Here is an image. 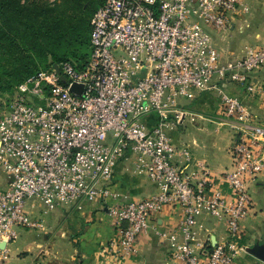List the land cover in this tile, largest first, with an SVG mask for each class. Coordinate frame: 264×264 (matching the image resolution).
<instances>
[{
    "label": "built area",
    "instance_id": "2783aa9c",
    "mask_svg": "<svg viewBox=\"0 0 264 264\" xmlns=\"http://www.w3.org/2000/svg\"><path fill=\"white\" fill-rule=\"evenodd\" d=\"M244 0H104L90 17V52L83 67L69 59L40 68L0 100V264L19 227L44 228L34 215L66 203H100L119 228L117 254L138 251V236L164 207H178L174 228L154 227L185 264H234L246 245L240 221L252 207L249 182L264 170V125L225 81L264 92V43L222 58L209 27L226 30L249 11ZM65 76V80L61 78ZM81 83L80 92L70 89ZM193 89L217 91L220 112L236 129L231 167L219 184L204 157H195L171 129L186 114L180 99ZM154 113L155 120L149 121ZM158 190L134 199L114 187L121 157ZM226 223L211 241L198 216Z\"/></svg>",
    "mask_w": 264,
    "mask_h": 264
},
{
    "label": "crops",
    "instance_id": "0c3cea01",
    "mask_svg": "<svg viewBox=\"0 0 264 264\" xmlns=\"http://www.w3.org/2000/svg\"><path fill=\"white\" fill-rule=\"evenodd\" d=\"M244 1L249 4V11L236 13L231 17V25L228 29L218 30L208 26L213 43L222 58L241 55L249 47L264 43V0ZM255 75L264 81V68L258 69ZM223 84L228 91L241 99L252 112L255 120L264 125V92H247L233 81H225ZM219 100L220 97L214 89H193L190 95L182 97L180 103L186 109V114L183 121L171 129V135L181 144H187L194 153L201 152L217 182L226 188L221 172L231 167L229 148L236 129L232 125L234 120L220 112ZM187 115L189 117L186 122H195L200 128H203L206 122L218 123L216 130L220 125H228L229 129L226 128L224 134L220 135L225 136L222 138L223 141L217 138L210 145H206L199 143L195 137L190 141L183 140L181 131L176 129L186 123ZM154 120V113H150V123ZM230 128L233 132H230ZM113 185L134 199L158 190L157 185L146 175L132 172V157L129 153L119 159ZM249 185L253 199L252 207L240 221L239 238L246 245V250L237 254L234 264H264L263 259L247 250L256 243H264V170L259 172ZM59 207L53 209L55 210L53 214L59 218L63 216L66 220L65 231L70 233L75 248H72V253L66 255L59 253L29 255L31 260L28 264H185L183 260L171 255L167 242L160 239L154 231V227L174 228L179 215L178 207L166 206L156 213L151 220L152 226L138 236V251L130 255H120L115 252L112 240L119 237V228L100 203L81 201L66 203ZM39 208L40 206L34 211ZM197 225L201 233L210 236L212 242L226 233L225 221L207 213L198 216ZM35 245L39 249L42 243L36 241ZM16 248L12 249L9 246V255L5 264H11L15 258L19 262L21 257L28 256L26 253L19 254L21 250L15 253ZM28 249L30 245L27 243L22 250ZM76 251L79 253L77 254Z\"/></svg>",
    "mask_w": 264,
    "mask_h": 264
},
{
    "label": "rangeland",
    "instance_id": "374dc122",
    "mask_svg": "<svg viewBox=\"0 0 264 264\" xmlns=\"http://www.w3.org/2000/svg\"><path fill=\"white\" fill-rule=\"evenodd\" d=\"M14 2L16 0H13ZM20 4H30V7H38L36 12L38 17L45 16L49 13L55 17H61L60 25L65 26L71 21L77 20L78 28H81L84 32V25L94 8L101 2V0H17ZM41 7L42 9H40ZM48 8V12L43 10ZM50 17V16H49ZM8 31V35L4 34L3 41L0 44V100L8 102L14 92L17 78L23 76L26 69L24 68L22 59L29 60V69L32 71L36 68H48L52 55L49 53L48 58L46 53L30 47L26 41H28L29 29H24L19 22L13 19H9L3 22ZM56 51L59 55L69 56L76 62H80L84 59L87 51L89 50V43L87 37L85 39H75L71 42L62 39L59 44L56 45ZM26 48H29V52H25ZM31 55V56H30ZM189 115L186 116L188 119ZM218 123L206 122L203 128L196 125L195 122H186L179 126L177 131H181V138L186 141H190L195 137L199 143L210 145L213 140H222L226 128L228 125H220L216 130ZM231 129V128H230ZM219 130V131H218ZM230 132H233L231 129ZM228 134V133H227ZM195 157H203L202 153L197 151L194 153L193 149H190ZM4 184V174L0 169V187ZM40 206L34 215L41 218L44 223V228L36 227H19V234L16 239L9 242L10 248L15 249V253H26L28 256H18L22 259L17 262L16 258L11 264H28L31 260L29 255H39L44 253L47 255L70 254L74 242L71 241L70 233L65 231L66 220L61 216L60 218L54 215L55 210L44 211V208ZM38 207V206H37ZM58 208H60L58 206ZM57 208V209H58ZM36 241H41L42 246L38 249L35 245ZM30 245V249L22 250L26 244ZM17 251V252H16ZM13 253L14 255H16ZM78 254L79 251H76ZM18 255V254H17Z\"/></svg>",
    "mask_w": 264,
    "mask_h": 264
},
{
    "label": "trees",
    "instance_id": "16d2710c",
    "mask_svg": "<svg viewBox=\"0 0 264 264\" xmlns=\"http://www.w3.org/2000/svg\"><path fill=\"white\" fill-rule=\"evenodd\" d=\"M103 1L104 0H101V2ZM30 6L32 5L20 4L17 0L15 2L13 0H0V44L3 41V35H8V31H6V27L3 22L8 21L9 19H13L16 22H19V24H21L23 27H25V30L29 29L28 32L30 36L28 37V41L26 42L30 47L36 48L46 53L47 58L49 53L52 55L49 67L53 62L59 63L63 59L71 60L78 68L83 67L88 59V55L90 52V17L92 13L88 18V21H86V24L84 25L85 33H83V30L81 28H78L77 20L74 22L71 21L67 25L62 26L60 25L61 17H55L49 13H46L45 16L38 17L39 12H36V9L38 7L36 8ZM39 8L42 9L41 7ZM43 10L48 12V8ZM86 37L89 43V50L87 51L84 59H81L79 63L71 59V57L69 56L59 55L56 51V45L59 44V42H61L63 38L71 42L75 39L83 40ZM25 50V52H29V48H26ZM29 60L30 59H22L24 68L26 70L22 71L25 73L23 74V76L17 78V81L15 82L16 84L23 80L29 74L39 69L36 68L32 71H28Z\"/></svg>",
    "mask_w": 264,
    "mask_h": 264
},
{
    "label": "water",
    "instance_id": "95a60500",
    "mask_svg": "<svg viewBox=\"0 0 264 264\" xmlns=\"http://www.w3.org/2000/svg\"><path fill=\"white\" fill-rule=\"evenodd\" d=\"M54 67L56 68L57 71H59V66L57 62H53ZM61 78L63 80H65V76L61 75ZM81 83H77V82H73L70 85V89L74 90L76 92H80L81 90ZM1 246L5 245V241H2L0 243ZM248 251H250L251 253L255 254L256 256H258L259 258L264 260V243H256L254 245H252L251 247L247 248Z\"/></svg>",
    "mask_w": 264,
    "mask_h": 264
}]
</instances>
